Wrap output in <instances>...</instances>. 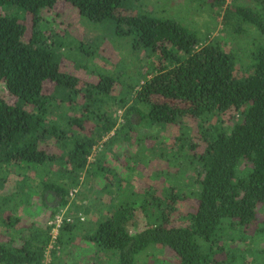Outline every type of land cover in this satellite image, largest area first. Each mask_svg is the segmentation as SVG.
<instances>
[{"label": "trees", "instance_id": "obj_1", "mask_svg": "<svg viewBox=\"0 0 264 264\" xmlns=\"http://www.w3.org/2000/svg\"><path fill=\"white\" fill-rule=\"evenodd\" d=\"M60 1L90 22L114 26L130 36L133 48L157 57L143 71L126 67L128 73L119 74L116 66L99 72L96 82L64 71L65 33L45 16ZM201 6L222 16L246 61L220 36L138 0H0V264L45 263L53 225L24 223L14 213L34 200L50 210L51 220L66 209L51 250L50 264H58L63 230L74 232L71 191L80 188L85 171L90 176L96 146L144 120L178 125L179 173L194 172L193 188H181L185 174L177 191L159 195L149 186L133 202L121 200L125 190L107 191L111 208L87 235L95 250L106 253L105 264L111 258L139 264L156 248H169L175 260L154 258V264H264V248L252 246L264 236V218L258 219L264 204V0H204ZM72 38L71 53L99 55L100 38L92 39L93 47ZM47 82L54 84L50 93ZM123 108L126 122L119 128L115 112ZM187 118L197 120L196 132ZM156 157L166 158L160 151ZM13 173L18 187L6 194L3 186ZM184 200L195 209L184 210ZM138 210L148 225L132 232Z\"/></svg>", "mask_w": 264, "mask_h": 264}, {"label": "rangeland", "instance_id": "obj_2", "mask_svg": "<svg viewBox=\"0 0 264 264\" xmlns=\"http://www.w3.org/2000/svg\"><path fill=\"white\" fill-rule=\"evenodd\" d=\"M138 1H141L142 6H145L147 9L165 10L164 12L167 15L183 17L201 32L209 31L210 36L213 38L220 36L226 46L232 45L234 49H238V53L246 61L247 58L242 51L240 41H232L229 33L223 28L222 16L220 14L211 10L208 6H201L204 4V0H198L196 3L188 0ZM136 7L137 11L140 10V5ZM45 16L51 28L57 32L65 33L62 39L64 52L61 64L62 69L78 75L85 81L96 82L99 72H112L116 66H119L117 68L119 74L124 71L126 73L128 71L137 72L140 69L143 71L149 67L151 59L154 60L157 57L155 53L146 55L147 52L143 51L142 46L140 48H133L132 43L129 41L130 36L120 35L116 32L114 26L102 23L95 24L90 22L88 18H83L66 1L58 2L53 10L45 12ZM28 21L29 23L31 22L30 16ZM72 37L77 40H83L85 45L88 44L91 47L94 46L91 42L92 39L100 38L101 47L97 52L99 55L91 59L89 54H86V57L83 53H71L69 49L74 44ZM121 59L125 62L121 63ZM78 63L80 67H78ZM244 64L245 69L246 63ZM53 87L54 84L52 82H47L44 87L45 93H50ZM120 89L121 85H118L116 90L119 91ZM9 100L13 102L11 98ZM124 111L125 109L123 108L115 112L119 128L123 122H126L123 115ZM135 113L133 112L132 115H136ZM214 122L218 124L216 120ZM187 124L191 126L192 132L197 131L198 122L196 119L187 118ZM112 134L105 138L106 141H101L96 146L93 155L90 157L87 167L91 172L90 176L85 177L87 172L85 171L81 186L78 188L79 190L74 189L71 191L69 205L72 206V211H69L68 215H70L69 219L73 222L74 232L69 233L68 229L63 230L64 245L58 255V264L107 263L106 253L98 249L95 250L96 246L87 237L92 232L93 227L97 224L103 212L111 208V204L109 203L111 196L107 191L118 193L125 190L122 196H120L121 200L123 201L124 196V199L133 202L134 198H136L135 193L144 190V188H149V186H152L154 191L159 195H162L168 188L174 187V190L177 191L179 182L185 174L187 175L184 177L182 184H180L181 188L186 192L191 191L190 187L193 188L194 172L188 173L189 169L187 170L186 168L182 174L179 173L180 166L176 160L178 159L176 152L178 148V125L169 124L162 127L161 123H150L144 120L137 127H134V124L131 123L126 124L123 128L117 130L114 135ZM50 149L54 150L55 148L52 147ZM170 150L173 151L170 152ZM159 151L160 154L166 156L164 160L156 157ZM98 152L99 158L96 157ZM95 158L98 160L95 161ZM17 181L16 174H10L4 183L3 192L7 194L16 190L18 187ZM176 185L177 187H175ZM120 198H116V202ZM114 204L116 203L114 202ZM180 206L184 210L195 209L191 200L182 201ZM63 211L66 212V209H63ZM14 213L21 216L24 219V223H30L33 219L45 223L51 221L50 210L40 205L38 200L32 201L31 204H21L19 209ZM263 218L264 204H260L258 219L261 220ZM147 225L148 218L141 210H138L136 225L132 227V232L142 230ZM71 238L73 239L70 243L69 239ZM53 246L50 252L47 253L46 260L48 264H50L52 258L51 250L55 248ZM252 246L254 249H263L264 236L258 235ZM99 256L102 257L98 258ZM154 258H160L165 261L175 260L169 248H156L155 250H149V253H143L139 264H154ZM109 263L115 264V260L111 258Z\"/></svg>", "mask_w": 264, "mask_h": 264}, {"label": "built area", "instance_id": "obj_3", "mask_svg": "<svg viewBox=\"0 0 264 264\" xmlns=\"http://www.w3.org/2000/svg\"><path fill=\"white\" fill-rule=\"evenodd\" d=\"M64 217H65V211L61 210L59 213H57L55 215V217L49 222L50 224L53 225V228H52V239H51V244L49 246V249L48 251L46 252V258H47V253L50 252V249L51 247L55 244L56 242V239H57V235H58V232H59V228L61 226V224L63 223V220H64ZM68 220L69 217H68ZM44 264H48L47 263V260H45V263Z\"/></svg>", "mask_w": 264, "mask_h": 264}]
</instances>
